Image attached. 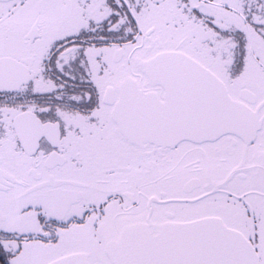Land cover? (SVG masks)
Returning a JSON list of instances; mask_svg holds the SVG:
<instances>
[{
	"label": "snow or ice",
	"instance_id": "snow-or-ice-1",
	"mask_svg": "<svg viewBox=\"0 0 264 264\" xmlns=\"http://www.w3.org/2000/svg\"><path fill=\"white\" fill-rule=\"evenodd\" d=\"M0 264H264V0H0Z\"/></svg>",
	"mask_w": 264,
	"mask_h": 264
}]
</instances>
